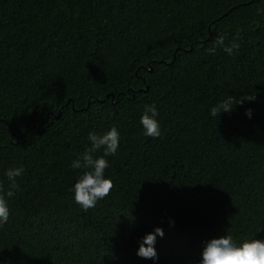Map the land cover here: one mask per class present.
I'll use <instances>...</instances> for the list:
<instances>
[{
    "label": "trees",
    "instance_id": "obj_1",
    "mask_svg": "<svg viewBox=\"0 0 264 264\" xmlns=\"http://www.w3.org/2000/svg\"><path fill=\"white\" fill-rule=\"evenodd\" d=\"M260 0H0V180L23 165L0 264H197L203 241L264 229V16ZM240 45L232 56L217 47ZM255 102L208 115L228 94ZM109 96V98H108ZM161 136H143L145 104ZM252 109V118L245 110ZM60 115V116H59ZM59 116V117H58ZM116 127L114 187L84 212L70 162ZM174 220L175 225L169 226ZM264 239V231L257 234Z\"/></svg>",
    "mask_w": 264,
    "mask_h": 264
},
{
    "label": "clouds",
    "instance_id": "obj_2",
    "mask_svg": "<svg viewBox=\"0 0 264 264\" xmlns=\"http://www.w3.org/2000/svg\"><path fill=\"white\" fill-rule=\"evenodd\" d=\"M264 5V0H260ZM257 15L264 16V7L257 8ZM219 47L227 56H232L240 45L233 39L225 44L223 35L217 36L212 47L208 49L211 54H215ZM257 95L248 94L246 99L240 96L228 94L227 97L216 104H213L208 112L212 118L224 114H231L233 104L243 106L245 102H255ZM245 116L252 118V109L245 110ZM160 112L155 103L145 104L139 116L138 123L143 136L151 139H158L161 132ZM87 146L81 153L70 162V167L76 172L74 182L70 192L73 203L79 206L84 212L94 208L99 201L104 200L111 193L114 182L106 174V170L111 167L109 157L116 156L121 142V134L116 127H110L103 133L90 131L87 134ZM26 169L23 165L9 166L4 170L3 176L7 181L0 180V228L9 222L11 209L9 200L14 198L20 191L18 182L24 176ZM175 225L174 220L169 221V226ZM264 231L261 229L257 234ZM257 234L249 237L234 238L231 230L226 229L223 234L212 237L202 242L197 264H264V239L255 238ZM164 237V231L156 227L152 232L146 233L138 241L136 256L143 260H151L153 264H158V253L156 250L157 239Z\"/></svg>",
    "mask_w": 264,
    "mask_h": 264
},
{
    "label": "water",
    "instance_id": "obj_3",
    "mask_svg": "<svg viewBox=\"0 0 264 264\" xmlns=\"http://www.w3.org/2000/svg\"><path fill=\"white\" fill-rule=\"evenodd\" d=\"M108 98H109V96H108ZM59 116H60V115H59ZM59 116H58V117H59Z\"/></svg>",
    "mask_w": 264,
    "mask_h": 264
}]
</instances>
